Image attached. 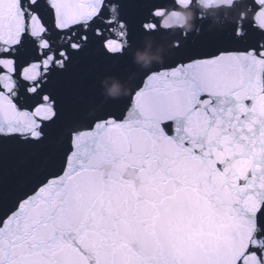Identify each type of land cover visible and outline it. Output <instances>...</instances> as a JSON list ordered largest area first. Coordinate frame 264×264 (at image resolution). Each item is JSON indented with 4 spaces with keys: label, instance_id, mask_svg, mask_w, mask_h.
<instances>
[{
    "label": "snow or ice",
    "instance_id": "6c2138e0",
    "mask_svg": "<svg viewBox=\"0 0 264 264\" xmlns=\"http://www.w3.org/2000/svg\"><path fill=\"white\" fill-rule=\"evenodd\" d=\"M185 2L0 0V264H264V0L67 119L84 55Z\"/></svg>",
    "mask_w": 264,
    "mask_h": 264
},
{
    "label": "water",
    "instance_id": "95a60500",
    "mask_svg": "<svg viewBox=\"0 0 264 264\" xmlns=\"http://www.w3.org/2000/svg\"><path fill=\"white\" fill-rule=\"evenodd\" d=\"M178 17L182 13L191 15L192 29L189 31L179 26L166 27L164 32L155 37H147L144 41L139 36L133 38V47L126 57L120 60H106L98 52L90 51L84 55L73 68L70 80L77 85L67 112V119H80L87 116L91 108L104 103H112L108 90L113 84L121 85L120 96L128 94L130 86L136 84L144 67L137 61V54L151 57L153 63L163 62L171 52L173 42L181 31L196 32L199 30L222 31L238 18L240 13L239 0H186L175 7ZM91 84L92 87L88 88ZM119 96V97H120Z\"/></svg>",
    "mask_w": 264,
    "mask_h": 264
},
{
    "label": "clouds",
    "instance_id": "9594fccd",
    "mask_svg": "<svg viewBox=\"0 0 264 264\" xmlns=\"http://www.w3.org/2000/svg\"><path fill=\"white\" fill-rule=\"evenodd\" d=\"M194 19L191 15H184L183 13L178 17H173L170 15H165L162 23L166 25V27H174L179 26L181 28H185L187 30L192 29L191 21ZM174 43V42H173ZM152 58L147 56L146 54L138 53L137 61L142 62L144 67H148L151 63ZM109 96L113 98H118L121 94V85L119 82L113 84V86L108 90ZM127 94V93H125Z\"/></svg>",
    "mask_w": 264,
    "mask_h": 264
}]
</instances>
